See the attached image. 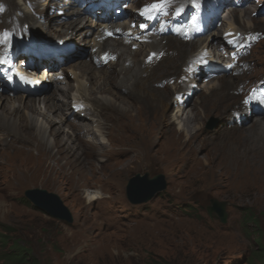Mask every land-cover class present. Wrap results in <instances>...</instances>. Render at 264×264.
<instances>
[{
    "label": "rangeland",
    "instance_id": "374dc122",
    "mask_svg": "<svg viewBox=\"0 0 264 264\" xmlns=\"http://www.w3.org/2000/svg\"><path fill=\"white\" fill-rule=\"evenodd\" d=\"M24 1L27 6L34 8L32 15L42 22L47 17L52 20L51 16L55 12H59L62 21L70 19V17L63 15L66 8L58 10L63 5L66 6V3H63L65 0H56L52 9H46L47 6L45 5L43 13L37 8L43 9L41 5L49 0ZM94 1L96 4L100 3L99 6L106 4L104 0ZM151 1L153 0H139L137 5L142 6ZM226 1L230 3L229 6L238 5L236 7L238 14L243 9L247 12V17L254 19L252 25L240 23L237 20V22L233 21L239 36L241 35L240 38H245L246 41L250 40V48L248 53L243 55L237 63H234L235 68L237 70L238 67L243 68V72L237 73L238 78L237 80L235 78L233 88L229 86L225 89L224 94L233 96L230 101L227 102V98L215 94L214 90H209V93L206 92L207 87H204L209 79H221V77L226 80L230 79V76L234 74L233 70L229 68L230 66H225L228 71L220 74L221 76L217 73L212 74L209 71H204V74H198L199 77H193L200 69V66L192 67L189 63L195 54L193 52L172 50L169 52V60L174 62L173 66L158 67L154 65L156 67L152 66L154 68L148 71L147 83L152 88H157L162 83H168L170 87L177 83L176 77L184 69V72L188 74L191 72L192 79H195L190 82L189 87H179L182 90L178 88L175 90L176 93H174L173 88L166 89L164 92L166 100L169 101L171 97L183 99V89L193 88L194 93L188 94L189 96L192 95V98L190 97L191 99L189 98L186 103L184 102L185 111H190V108L194 106L200 108L199 103L203 101L208 104V108L198 119L200 124V129L197 131L198 136L206 138L203 139L202 144L197 145L196 150L194 148H190V150L181 149L183 142L186 141L182 138L181 132L175 131L176 134L180 135L183 142L178 141L179 147L174 150L175 146H172V143L167 144L170 141L166 139L168 135L157 132L149 147V154L155 155L159 159L160 157L166 158L170 165L167 168L160 164H151L149 161L140 164L136 158L131 163H127V168L122 170V167H113L108 163H101L102 160L96 155V158L92 157L91 159L104 166L101 167V174L89 179L85 178L90 184L83 189V192L78 191L77 184L73 183V179L67 180L61 176H38L32 180L23 179L21 182L19 180L22 178L17 176V179L12 182L7 181L6 175L17 173L22 157L26 153H31L33 149L28 146L26 147L31 149L29 151L18 148L14 151L15 156L11 155L12 158L9 155L13 153V150L4 149L0 152V181H3L0 189V264H3L4 251L15 239L23 241L26 246L30 247L32 254L39 260L40 264H147L150 258L163 259L172 264H264V191L262 190L261 194H256L257 192L253 191H240V189H227L222 192L210 188L209 181L206 179L208 177L206 171H223V167L219 164L224 163L223 160L226 159V156L232 155L247 157L249 168L246 172L264 180V140L258 138V134L251 131L254 119L258 116L249 115L246 119L245 115L237 109V102L246 103L247 96L252 99L249 93L250 88L264 76V13H258L257 8L254 7L258 0H248L243 4H240L239 0ZM0 2L8 7L7 0H0ZM130 2L132 4V1ZM2 3H0V9L3 7ZM126 3L129 2L123 3L121 1L122 7L120 8L114 6L116 7V9L113 8L115 11L109 12L108 16L118 14L119 17H123L122 19L129 18V15L124 16L123 14L125 10L123 6ZM78 7H83V1L79 0L72 9ZM94 9L93 14H81L79 17L88 16L89 19L86 21L91 23L96 20L95 16L98 18L105 15L97 5ZM210 10H213V7H210ZM226 10L223 7L214 10L216 16L213 22L218 21V24L208 28V33L211 36L216 35L219 38L222 34L223 18L228 16V10ZM15 13L18 14L19 12L15 11ZM224 13L225 16H223ZM4 19L0 17V27L7 31L5 29L7 27L3 26H6L8 22ZM23 24V32L11 33L8 46L13 48L21 46L22 49H26L36 45L51 46L56 42L58 35L55 32L49 33L43 28L42 30H34L28 26V23L24 22ZM84 28H78L75 31L70 41L72 45L68 47L69 49L63 50L64 53L62 54H69L67 53L68 50L71 53L59 60L64 68L74 62H88L92 59L88 45L84 46V43H81L83 37L81 31ZM124 30L125 32L129 31L128 29ZM201 36L180 39L197 42ZM159 37L162 39L166 36L160 35ZM225 47L232 48L230 41L226 43ZM22 49L20 50L21 53H23ZM55 54V52L51 53L50 57L57 56ZM33 55H35L34 52ZM23 57L16 54L17 61L14 64L22 61ZM134 57L137 66L143 60L144 54L136 53ZM42 59L49 61L45 56ZM187 63L189 64L188 67H191L189 70L186 67ZM224 63H226L225 60L222 64ZM124 66H127V62L124 63ZM44 67L39 73L44 72L46 69ZM208 67L211 70V67ZM14 68L11 66L10 69L13 70ZM161 80L163 82H160ZM5 85L7 88L10 87L8 84ZM57 85L66 86L65 83L61 82H58ZM7 88L0 87V90L4 91L5 95H12L11 89ZM56 88L50 84L43 90L26 94V98L43 96ZM144 88L141 86L142 90H145ZM234 94L237 96V100ZM94 105L99 109L97 104ZM167 105L169 107V102ZM170 106L172 109L174 108L173 105ZM202 108H200V112ZM65 109H67L66 106ZM226 109L228 110L226 111ZM99 117L104 126L108 118L104 114L99 115ZM262 121L264 123V120ZM70 122L76 125L72 119ZM173 125L176 126L175 123ZM241 128L242 131L239 130ZM7 134L0 140V147L2 142L11 141V135ZM142 134L136 135L138 142L142 139ZM79 136L83 138L82 133ZM216 142L219 143L215 146ZM18 143L20 140H17ZM134 144L135 141L123 140L122 136H119L112 141L110 146L122 149L125 147L135 148ZM126 155L123 152H118L114 156L107 157V161L110 163L114 158L124 159ZM178 156H186V158H190L189 163L197 164L191 168L188 167V163L182 166L179 171L175 167ZM2 159H7L8 164H5L7 167L2 164ZM137 173L140 175L148 173L149 177L161 173L164 176L166 186L150 200L140 204H132L127 199L125 190L128 180ZM187 173L191 175L187 176ZM198 176H201L203 180H197ZM229 187L231 188L232 184ZM30 188H42L57 194L70 211L73 217L72 222L58 221L34 207L23 193ZM96 188H101L102 201L97 199L99 202L96 200L90 204L73 201L78 192L79 195L82 193L83 196H86L89 192L95 191ZM252 192L253 194H251ZM211 198L226 202L225 222H221L214 212L208 214L207 206L210 204ZM3 239H8L7 245L2 243Z\"/></svg>",
    "mask_w": 264,
    "mask_h": 264
},
{
    "label": "bare ground",
    "instance_id": "6f19581e",
    "mask_svg": "<svg viewBox=\"0 0 264 264\" xmlns=\"http://www.w3.org/2000/svg\"><path fill=\"white\" fill-rule=\"evenodd\" d=\"M7 1L8 7L0 2L3 4L0 17L5 18L4 20L8 22L6 26H3L7 27L5 29L8 32L0 27V87L6 89V85L2 82L10 79L11 86L7 89H11L16 95H5L4 91L0 90V140L7 133L12 137L11 141L1 143L0 152L4 149L13 150V153L9 155L12 158L11 155L15 156L14 151L18 148L26 151L31 150L28 147L33 149L31 153H26L22 157L17 173L6 175L7 181L12 182L17 179V176L22 178L19 182L23 179L32 180L38 176H61L67 180L73 179V183L77 184L78 191L81 190L82 192L90 184L89 181H86V177L89 179L101 174V167L104 165L97 164L91 159L92 157L96 158V155L102 160L101 163H108L113 167L119 166L122 167V170L127 168V163H131L136 158L140 164L149 161L151 164H160L165 168L170 166L166 158L160 157L159 159L157 156L149 154V147L157 132L168 135L166 139L170 141L167 144L172 143V146H175L174 150L179 147L178 141H182L180 135L176 134L175 131L181 132L182 138L186 141H182L181 149L190 150V148H194L196 150L197 145L202 144L203 139H206L200 138L197 131L200 129L198 119L202 117L205 109L208 108V104L205 101L200 102V108L203 107L201 112L197 106L190 108L188 112L184 109V102L186 103L190 97L192 98V95L189 96L188 94L194 93L193 88L183 89V99L171 97L169 101L166 100L164 92L166 89L173 88L174 93H176L175 90L179 87H189L190 82L195 78L192 79L191 72L188 74L184 72V69L176 77L177 83L172 86L169 87L170 84L162 83L161 86H158L159 88H152L147 83L148 71L156 66H173L174 62L169 60V52L172 50L195 53L189 63L192 67L200 66V69H197L198 72L193 77H199L198 74H204V71H209L212 74L217 73L221 76L220 74L228 71L225 66H230L229 68L234 73L230 79L226 80L223 77L221 79H209L207 85H204L207 87L206 92L209 93V90H214L215 94L227 98L228 102L233 96L224 94L225 89L229 86L233 88L235 78L236 80L238 78L237 73L243 72V68L238 67L237 70L236 65L229 60L228 53L223 52L222 48L227 41L233 42L235 39L239 40L237 44L246 43L245 38H240L241 35L239 36L233 21L247 25L254 23V19L247 17V12L243 9L238 14L236 8L238 5L233 7L229 6L230 3L226 0H213L217 9L223 7L228 10V16L223 18L222 34L217 38L216 35L211 36L208 33L210 26L218 24V21L213 22L216 13L208 11V14H213V17L210 22L203 26L205 34H201V38L194 42V40L184 41L180 39L179 35H164L166 37L161 39L160 35L145 32L139 26L142 22L140 18L133 16L134 12H139L136 9L139 0H121L123 3L129 2L123 6L125 8L124 16H130L127 19H122L123 17H119L118 14L108 16L109 12H114L116 7H122L120 0H104L106 4L101 6H99L100 3L96 4L94 0H81L83 7L75 9L72 8L79 0H65L63 3H66V6L57 8L58 10L66 8L63 15L70 17V19L62 21L59 12H55L51 16L52 20L47 17L44 22L32 15L34 8L27 6L24 0ZM184 1L180 0V2ZM198 1L205 8L204 4L210 0ZM239 1L240 4H243L248 0ZM55 2L56 0H49L41 5L43 9L37 8V10L43 13L45 5L47 6L46 9H52ZM133 4L135 6H131ZM95 5L102 10L104 16L98 18L95 16L96 20L91 23L87 22L88 16L79 17L81 14H93ZM254 7L259 12L260 7L257 5ZM67 9L69 11H66ZM15 11L19 13L16 14ZM24 22L28 23L31 29L42 30L43 28L49 33L55 32L58 36L56 42L51 46L36 45L24 49V53L20 54L24 56V59L18 64H13L16 68L12 71L10 70L11 63L17 61L16 54L20 53L22 47L17 46L8 50L9 35L10 33L23 32ZM133 23L135 27H133ZM83 27L85 28L81 31L83 35L81 43H84V46L88 45L92 62L78 61L64 68L59 60L71 53L68 50L67 53L69 54H62L64 53L63 50L72 45L71 37L78 28ZM124 29L129 31L125 32ZM235 47H232L229 52L232 53ZM211 50L212 53L210 54ZM54 52L57 56L51 58L50 54ZM136 53L144 54L143 60L137 66L134 57ZM44 56L48 57L49 61L41 59ZM224 60L229 62L222 64ZM125 62H127V66H124ZM188 65L187 63L186 67ZM44 66L46 67L44 72L39 73ZM208 66L211 67V70ZM207 67L208 69H206ZM189 69L191 67H188ZM58 82L65 83L66 86H58ZM50 84L55 88L57 86L51 93L26 98V94L43 90ZM141 86H144L145 90H142ZM182 88L179 89L182 90ZM234 96L236 95L234 94ZM235 98L237 100V96ZM94 104H97L99 109ZM237 104V109L245 115L246 119L249 115L258 116L254 119L251 131L258 134V138L264 140V123L262 121L264 120V110L261 107H254L250 98L247 103L237 102ZM170 105H173L174 108L172 109ZM102 114L108 118L106 124L104 123L106 129L99 117ZM71 119L77 126L70 122ZM174 123L176 126L173 125ZM239 130L242 131L243 129ZM80 133H82L83 138L79 136ZM140 133H143L142 139L138 142L136 135H140ZM119 136H122L123 140L135 141L133 145L135 148L125 147L122 149L110 146L112 141ZM17 140H20V143L17 144ZM218 143L216 142L215 146ZM118 152L127 155L124 159L114 158L109 163L107 157L114 156ZM189 159L186 156H178L175 162L176 169L180 171L182 166L189 163ZM223 161L224 163L219 164L223 167V171H206L208 176L206 179L209 181L210 188L222 192L227 189H240V191L257 192L256 194H261L262 190L264 191V180L246 172L249 168L247 157L228 155ZM2 162L3 165L8 164L7 159H2ZM196 164L189 163L188 167L193 168ZM190 175L187 173V176ZM198 177L197 180H203L201 176ZM2 184L3 181H0V189ZM230 184H232L231 188L229 187ZM100 192L101 188H96L95 191L89 192L86 196H83L82 193L81 196L78 192L73 201H81L86 204L93 203L97 199L102 201L103 197ZM98 200L96 202H99Z\"/></svg>",
    "mask_w": 264,
    "mask_h": 264
},
{
    "label": "water",
    "instance_id": "95a60500",
    "mask_svg": "<svg viewBox=\"0 0 264 264\" xmlns=\"http://www.w3.org/2000/svg\"><path fill=\"white\" fill-rule=\"evenodd\" d=\"M166 186L164 176L161 173L155 174L152 177L148 173L142 175L135 174L128 180L126 185L125 195L132 204L144 203L151 198L158 195ZM24 196L34 205L40 209L44 214L50 216L58 221L64 223H71L73 217L68 208L63 204L62 200L57 194L48 192L42 188L26 189ZM210 204L207 206L208 214L214 212L221 222L226 220V202L215 198L209 200Z\"/></svg>",
    "mask_w": 264,
    "mask_h": 264
},
{
    "label": "trees",
    "instance_id": "16d2710c",
    "mask_svg": "<svg viewBox=\"0 0 264 264\" xmlns=\"http://www.w3.org/2000/svg\"><path fill=\"white\" fill-rule=\"evenodd\" d=\"M2 243L7 245L8 239H3ZM3 264H40L39 260L32 254L30 247L26 246L23 241L15 239L4 251L2 256ZM147 264H172L163 259L150 258Z\"/></svg>",
    "mask_w": 264,
    "mask_h": 264
},
{
    "label": "snow or ice",
    "instance_id": "6c2138e0",
    "mask_svg": "<svg viewBox=\"0 0 264 264\" xmlns=\"http://www.w3.org/2000/svg\"><path fill=\"white\" fill-rule=\"evenodd\" d=\"M152 9H157L158 7H159V5H157V4H152L151 6H150Z\"/></svg>",
    "mask_w": 264,
    "mask_h": 264
}]
</instances>
